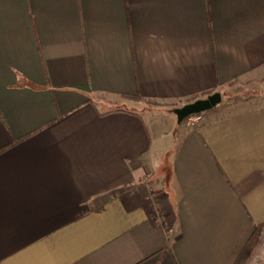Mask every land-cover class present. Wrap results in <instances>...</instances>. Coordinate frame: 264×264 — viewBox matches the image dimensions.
<instances>
[{
    "label": "crops",
    "instance_id": "1",
    "mask_svg": "<svg viewBox=\"0 0 264 264\" xmlns=\"http://www.w3.org/2000/svg\"><path fill=\"white\" fill-rule=\"evenodd\" d=\"M261 72L264 0H0V264H264V92L172 113Z\"/></svg>",
    "mask_w": 264,
    "mask_h": 264
},
{
    "label": "rangeland",
    "instance_id": "2",
    "mask_svg": "<svg viewBox=\"0 0 264 264\" xmlns=\"http://www.w3.org/2000/svg\"><path fill=\"white\" fill-rule=\"evenodd\" d=\"M262 92H264V74H262L261 72L260 74L253 75L251 77H247L246 79H243L242 81H240V83H238V85L235 88L230 89L228 93H222L223 96L221 97V103L220 105H218L219 108L216 110L217 111L216 113L219 116H224L237 111H241V109L243 110L246 108L255 107V105H258V103H260L261 101V97L263 96ZM147 107L153 110V113H157V111H161L160 109L171 106L165 104H157V105H147ZM206 114L207 113L199 114L200 117L199 122H201L204 118H206L207 116ZM168 116L170 117L172 116L174 118L173 114L171 113H169ZM162 119L165 120L166 118H162ZM158 120L161 119L160 118L157 119V122H160ZM181 124L191 126L190 122H188V118L183 120ZM158 125L161 124L159 123ZM164 129L160 131V135H163L162 136L163 138L160 139V142L162 143V145H165L166 147L167 144H169L173 139V135H172L173 131H170L165 127ZM168 160L169 158L167 156H164L162 159L158 158L157 161L160 166L162 165L161 166L162 168H165L164 166L169 163ZM252 253L250 254L249 258L251 257Z\"/></svg>",
    "mask_w": 264,
    "mask_h": 264
},
{
    "label": "water",
    "instance_id": "3",
    "mask_svg": "<svg viewBox=\"0 0 264 264\" xmlns=\"http://www.w3.org/2000/svg\"><path fill=\"white\" fill-rule=\"evenodd\" d=\"M221 103V95L217 92L207 96L205 99L195 100L190 104H185L175 108L172 113L176 117V122L181 124L183 120L192 115H199L216 108Z\"/></svg>",
    "mask_w": 264,
    "mask_h": 264
},
{
    "label": "trees",
    "instance_id": "4",
    "mask_svg": "<svg viewBox=\"0 0 264 264\" xmlns=\"http://www.w3.org/2000/svg\"><path fill=\"white\" fill-rule=\"evenodd\" d=\"M148 104L156 105V103L153 102H148ZM261 229L262 227L255 228L253 234H251L252 236L247 241L246 245L243 247V250L241 251L239 257L237 258V260H235L236 261L235 264H245L247 262L246 260H248L250 254L254 250V247L257 245V242L260 237L259 233H261Z\"/></svg>",
    "mask_w": 264,
    "mask_h": 264
},
{
    "label": "built area",
    "instance_id": "5",
    "mask_svg": "<svg viewBox=\"0 0 264 264\" xmlns=\"http://www.w3.org/2000/svg\"><path fill=\"white\" fill-rule=\"evenodd\" d=\"M199 120V115H192L188 117V122H190L191 126H194L195 124L199 123Z\"/></svg>",
    "mask_w": 264,
    "mask_h": 264
}]
</instances>
